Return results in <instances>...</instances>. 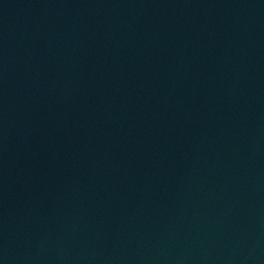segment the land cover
Here are the masks:
<instances>
[{
    "label": "water",
    "instance_id": "obj_1",
    "mask_svg": "<svg viewBox=\"0 0 264 264\" xmlns=\"http://www.w3.org/2000/svg\"><path fill=\"white\" fill-rule=\"evenodd\" d=\"M0 264H264V0H114Z\"/></svg>",
    "mask_w": 264,
    "mask_h": 264
}]
</instances>
